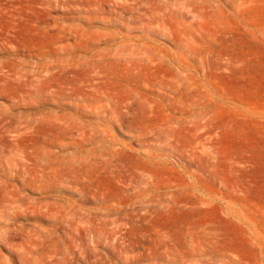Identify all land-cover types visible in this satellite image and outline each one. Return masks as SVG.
Returning <instances> with one entry per match:
<instances>
[{"label":"rangeland","instance_id":"rangeland-1","mask_svg":"<svg viewBox=\"0 0 264 264\" xmlns=\"http://www.w3.org/2000/svg\"><path fill=\"white\" fill-rule=\"evenodd\" d=\"M0 264H264V0H0Z\"/></svg>","mask_w":264,"mask_h":264}]
</instances>
